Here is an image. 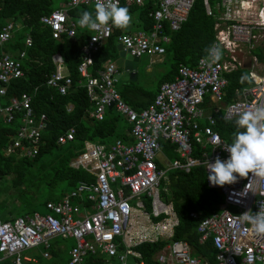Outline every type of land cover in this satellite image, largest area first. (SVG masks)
Returning <instances> with one entry per match:
<instances>
[{
    "label": "built area",
    "instance_id": "1",
    "mask_svg": "<svg viewBox=\"0 0 264 264\" xmlns=\"http://www.w3.org/2000/svg\"><path fill=\"white\" fill-rule=\"evenodd\" d=\"M30 1V0H26ZM153 10L148 13L152 21L149 32L121 31L116 37L130 57H153L164 53L163 45L169 38L164 26L177 31L187 19L195 0H148ZM204 12L214 18L213 40L210 47L219 46L222 58L216 63L208 52L197 59L194 67L179 64L171 81L159 85L151 102L143 109L134 110L125 103L114 84L117 70L113 62H106L95 76L88 73L90 55L96 53L110 37L111 31L89 30L81 49V62L77 73L83 79L86 97L92 106L88 113L95 121H102L109 106L129 125L130 142L115 139L110 144L83 141L82 151L73 157L69 166L84 170L92 181L78 182L62 198L46 202L45 213H32L0 220V260L10 264L34 263L28 251L39 249L43 259L49 258L50 242L54 239L72 240L67 251L66 264H83L87 256H101L104 264H145L135 247L142 244L164 242L151 256L153 264H208L202 255H193L184 241L173 240L178 219L171 203L161 200L159 182L166 171L188 173L201 165L205 185L223 198L219 210L199 218L190 212L189 218L197 221V243L210 240L214 250V264H264V234H257L239 216L251 210L264 211V178H239L232 185L210 186L208 163L219 156L227 159L228 153L218 146L227 145L214 131V116L225 121L236 120L238 115L257 104H264V66H260L252 51L264 45V0H215L213 10L207 0H201ZM96 0H67L58 9L39 18V23L50 29L51 38H75L79 18H69L68 12L79 6L95 8ZM119 6L141 7L145 0H118ZM20 26L5 20L0 28V119L10 124L16 117L19 127L10 136L3 149L4 156L33 158L40 146L45 117L38 119L30 108V96L5 98L9 83L23 76L21 60L24 52L15 56L3 51L13 32ZM30 38L24 39L30 47ZM54 61V72L45 81L48 88L64 95L70 79L60 59ZM248 65L246 69L245 66ZM238 69L254 74L251 86L234 92V98L223 104L227 81L225 75ZM70 107H67V111ZM204 122L201 125V122ZM74 130L69 128L57 136L56 143L63 145L73 140ZM160 143L175 148L178 158L161 161L164 154ZM191 143L208 153L201 159L191 156ZM249 184L247 192L245 186ZM249 256L253 257L251 262Z\"/></svg>",
    "mask_w": 264,
    "mask_h": 264
},
{
    "label": "trees",
    "instance_id": "2",
    "mask_svg": "<svg viewBox=\"0 0 264 264\" xmlns=\"http://www.w3.org/2000/svg\"><path fill=\"white\" fill-rule=\"evenodd\" d=\"M213 10L215 0H207ZM67 0H0V28L5 20H11L20 27L13 32L3 51L15 56L24 52L21 60L23 76L9 83L5 98L19 96L22 93L30 96V108L35 119L44 115L45 121L53 127L52 132H42L40 146L33 158L4 156L3 149L7 146L10 136L15 134L20 123L16 117L10 124H4L0 119V220L9 221L13 217L31 215L46 202H54L69 193L80 181L89 182L92 178L82 169L69 166L70 160L83 149V141L94 144H110L115 139L130 142L127 133L129 125L116 113L107 110L102 121H95L88 113L92 106L89 103L83 87V79L77 73V66L81 62V49L89 36L88 30L78 31L75 38L52 39L50 29L39 23V18L56 10ZM126 7V6H123ZM131 16L135 18V28L138 31L149 32L152 21L148 13L153 10L150 2L145 0L141 7L127 6ZM94 13L91 6H79L68 12L69 18H80L83 11ZM214 18L204 12L202 1L195 0L185 22L175 32H170L165 26L163 33L169 37V44L164 46V54L171 60V69L161 77L156 86L171 81L176 75L179 64L194 67L198 58L206 53L213 40ZM122 30L115 28L100 49L90 55L91 65L88 73L95 76L105 62L114 61L117 57L115 47L116 37ZM30 38V47H25L24 39ZM259 63H264V45L252 51ZM61 60L70 79V86L64 95L45 85L46 79L54 72V58ZM246 70L238 69L225 75L227 85L223 104L234 98V92L251 86V82H240V77L246 75ZM129 85V84H128ZM123 100L124 92H119ZM124 100V101H125ZM126 102V101H125ZM149 103V102H148ZM147 103V104H148ZM146 104V105H147ZM70 110L67 111V107ZM138 111L145 106L130 105ZM213 127L219 137L227 144L231 142L233 133L237 131L235 120L225 121L221 115L214 116ZM204 122H201L203 125ZM69 128L74 130L73 140L63 145L56 143L57 136L65 133ZM161 151L166 158H178L174 146L160 143ZM208 153V149H201L199 145L191 143V156L201 159V153ZM58 188V189H57ZM159 196L162 201L171 203L178 219V226L174 229L173 240L186 242L192 249L193 255L204 256L208 264L213 263L214 250L210 240L202 245L197 243L195 232L197 221L189 218L190 212H197L199 218L207 217L219 210L223 198L215 190L205 185V174L201 165L193 167L188 173L175 170L166 171L159 182ZM12 215L6 216V211ZM64 240L54 239L48 250L49 258L43 259L39 249L28 251L27 255L36 259L29 264H61L63 257L67 260V250ZM164 242L142 244L135 247L145 264H153L151 256L163 246ZM0 264H10L8 259H1ZM66 264V262H65ZM83 264H103L97 256H87Z\"/></svg>",
    "mask_w": 264,
    "mask_h": 264
},
{
    "label": "clouds",
    "instance_id": "3",
    "mask_svg": "<svg viewBox=\"0 0 264 264\" xmlns=\"http://www.w3.org/2000/svg\"><path fill=\"white\" fill-rule=\"evenodd\" d=\"M132 16L127 7L119 6L118 0H96L94 13L83 11L79 18V25L89 30L104 29L108 32L111 27L125 30L131 26ZM209 59L216 63L222 58L219 46L206 49ZM254 74L242 75L240 82H251ZM237 131L233 133L231 142L218 146L228 153L227 159L217 156L212 163H208L207 180L210 186L223 187L232 185L239 178L252 176L264 178V104H257L251 109L238 115L235 120ZM249 184L245 186L247 192ZM242 223H248L257 234H264V211L252 212L248 210L239 216ZM253 257L249 256V261Z\"/></svg>",
    "mask_w": 264,
    "mask_h": 264
},
{
    "label": "crops",
    "instance_id": "4",
    "mask_svg": "<svg viewBox=\"0 0 264 264\" xmlns=\"http://www.w3.org/2000/svg\"><path fill=\"white\" fill-rule=\"evenodd\" d=\"M83 30H88L87 28H84V29H82L81 31H83ZM124 31V30H123ZM127 32V31H126ZM129 33V32H128ZM167 36V35H166ZM169 38V37H168ZM169 44V43H168ZM168 44H166V45H168ZM166 45H163V49H164V46H166ZM164 54V53H163ZM162 54V55H163ZM161 56V55H160ZM160 56H153V59H151L150 60V64H153L154 63V61H157V62H161V59H159V57ZM59 59V58H58ZM116 59H117V57H116ZM115 59V60H116ZM54 60L55 61H57V57H55L54 58ZM114 60V61H115ZM114 61H111V62H113L114 63ZM106 63V62H105ZM62 65H63V63H62ZM103 65V64H102ZM63 67H64V65H63ZM65 68V67H64ZM65 70H66V68H65ZM120 71V70H119ZM152 70H151V67H148V66H146V68H143L142 66H141V64H140V58H139V61H138V63L136 64V69H135V77H134V79H132L131 81H129V80H127V81H121V80H117L116 82H115V84H114V87H115V89L118 91V93L120 92H124V97H126V102L123 100V98L121 97V99L125 102V103H127L129 106L130 105H136V106H146V104L148 103V102H151L152 101V99H153V97H154V95H155V93L157 92V90H158V87H159V85L158 86H156V83L158 82V80L160 79H157L156 81H155V83L152 85L151 83H147L145 80H144V78H143V76H142V78H140V80L138 81V75L139 74H142V75H146V74H148V73H150ZM67 72V71H66ZM165 75V74H164ZM163 75V76H164ZM162 76V77H163ZM118 82H120L119 83V85H117L118 84ZM166 82H168V81H166ZM164 83V82H163ZM129 84V85H128ZM162 84V83H161ZM152 85V87H150ZM120 95V94H119ZM131 107V106H130ZM107 110H112V109H107ZM106 110V111H107ZM203 122V121H202ZM84 171V170H83ZM81 182V181H80ZM44 208V207H43ZM45 210V209H44ZM35 213V212H34ZM61 240V239H60ZM68 240H70V239H68ZM72 241V240H71ZM50 244H51V242H50ZM72 245H73V241H72ZM71 245V246H72ZM70 246V247H71ZM70 249V248H69ZM68 249V250H69ZM67 250V251H68ZM90 256V255H89ZM97 257H100L101 259H102V257L101 256H97ZM86 258V257H85ZM103 260V259H102ZM36 262V261H35ZM34 262V263H35ZM66 262H67V260H66ZM84 262V261H83ZM29 264V263H28ZM103 264H104V262H103Z\"/></svg>",
    "mask_w": 264,
    "mask_h": 264
},
{
    "label": "rangeland",
    "instance_id": "5",
    "mask_svg": "<svg viewBox=\"0 0 264 264\" xmlns=\"http://www.w3.org/2000/svg\"><path fill=\"white\" fill-rule=\"evenodd\" d=\"M57 1V0H55ZM58 9V8H57ZM125 32H129V33H135L137 32L138 30L135 28V18L134 16H132V23H131V26L127 29L124 30ZM153 59V57H146V56H142L140 57V64L143 68H146V66L148 67H151V72L146 74V75H142V74H139L138 75V81L140 80V78H144V80L147 82V83H151L152 85L155 83V81L159 78H161L165 73H167L170 69H171V60L168 56L166 55H161L159 57V59H161V62H157V61H154L153 64H150V60ZM260 66H264V63H258ZM120 82H118L117 85H119ZM152 85L150 87H152ZM111 113L112 114H115L114 110H111ZM161 161H164V162H170V160L168 158H166L164 156L161 157ZM0 186L1 187H4V183L1 181L0 183ZM58 189V188H57ZM1 199V197H0ZM36 213L42 215L45 213V210L44 208L41 206L39 207L37 210H36ZM6 216L8 217H11L12 215L8 212V210L6 211ZM63 245H65L66 248H68L69 246L72 245V241L71 240H64L63 241ZM66 262V257L64 256L63 257V260L61 261V264H65Z\"/></svg>",
    "mask_w": 264,
    "mask_h": 264
},
{
    "label": "water",
    "instance_id": "6",
    "mask_svg": "<svg viewBox=\"0 0 264 264\" xmlns=\"http://www.w3.org/2000/svg\"><path fill=\"white\" fill-rule=\"evenodd\" d=\"M115 50L117 53V59L114 61V66L117 70V73L115 74V80L131 81L135 77L136 64L138 63L139 59L136 57H130L129 54L124 51L119 44L116 45ZM245 68L247 69L248 65L245 66ZM108 109H111V106H109ZM43 131L52 132L53 127L47 122H44Z\"/></svg>",
    "mask_w": 264,
    "mask_h": 264
}]
</instances>
